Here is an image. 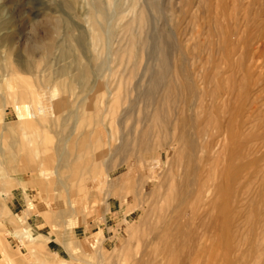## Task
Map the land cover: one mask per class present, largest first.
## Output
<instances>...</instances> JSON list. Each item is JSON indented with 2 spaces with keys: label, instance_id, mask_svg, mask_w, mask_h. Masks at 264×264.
I'll list each match as a JSON object with an SVG mask.
<instances>
[{
  "label": "bare ground",
  "instance_id": "bare-ground-1",
  "mask_svg": "<svg viewBox=\"0 0 264 264\" xmlns=\"http://www.w3.org/2000/svg\"><path fill=\"white\" fill-rule=\"evenodd\" d=\"M33 1V16L37 17L42 12L43 2ZM87 1L90 32L85 33L86 39L96 50L94 56L98 70L103 73L107 71V74L102 73L98 79L92 80V87L80 98L77 106L73 108L67 105L74 82L61 80L62 95L59 93L58 101L55 100V103L48 106V100L45 99L47 101L44 102L41 93L21 77V74L14 72L11 77L8 87L11 86V92L13 90L20 96V100L17 99V113L27 129H32V116L37 114L27 104L29 99L43 104H38V110L44 112L43 119L49 117V114L46 115L49 107L54 108L56 117L57 112H62L68 106L71 110H67V114L77 120L75 127L79 138H72L71 142L69 138L60 139L53 148V138L44 135L40 139L41 135H38L37 146H27V166L35 167V161H32L34 157H31L40 152L41 163L45 166H42L40 172L49 177L57 151L63 153L67 150L65 156L64 153L60 154L58 159L59 165L62 164L60 169L65 175L79 181L84 180L85 185L90 188L102 190L106 187L108 194H119L117 196L121 202L124 199L126 201L129 193L139 201H145L146 206L138 217V223L131 226L133 236L135 235L141 245L146 242L145 236L150 232L153 236L149 244L154 240H161L162 232L164 234L177 217L167 216L187 207L186 212L190 213V217L185 222L190 223L191 227L181 229L180 242H170L165 234L162 240L166 242L168 239L167 244L172 250L178 249L181 244L187 246L190 253L179 257L181 264L193 263L190 258L193 251L195 256L198 255V250L200 255L205 256L211 247L220 245H230L231 249L237 245H244L245 248L246 245L249 250L245 260L239 257L237 259L232 253L233 250L229 251L231 253L225 255L223 264H264V253L255 255L254 251L257 234L264 232V0H187L189 40L192 41L191 45L187 44V69L180 66L178 59L176 65L173 63L178 73L175 67L173 71L178 76L169 75L173 57L168 59V54L167 57L162 52L159 59L155 60L158 61L160 70L150 68L151 66L145 67L137 84L140 102L138 105L143 115L135 121L138 124L133 132L124 130L133 117L132 102L136 101L131 99V94L134 89L131 90V86H128L130 77L129 82H125L127 89L122 88L118 71L112 65L124 62V55L121 56L124 51L121 47L116 51L111 49L110 41L116 35L117 24H123L124 31L129 30L135 23L145 24L149 16L147 10L155 6V0ZM9 3V0H4L3 7ZM47 8L57 12V2L53 1ZM194 8L200 9L201 14L191 16ZM2 17L5 18L3 15ZM64 18L66 19L65 16ZM10 31L8 24L0 25V51H11L13 45L8 39ZM18 32L21 40L22 31ZM36 33L37 37L42 35L40 31ZM133 34L128 38L131 39L128 55L132 60L138 56V47L141 48ZM51 46L49 52L59 47ZM60 48L62 54L66 55V49ZM37 49L30 43L26 51L36 53ZM124 57L127 59L126 55ZM147 61L149 60L146 63ZM135 62L138 61L133 64L139 67L140 63ZM82 72L75 80L89 77L86 71V74ZM50 80L48 78L47 82L53 81ZM115 81H118V86L113 91L111 87ZM21 83L23 87H20ZM52 86L53 82L49 88ZM119 109L123 113L121 118L117 117L121 111ZM121 115L119 113L118 116ZM50 119L53 120L54 117L52 119L51 116ZM50 119L48 118V122ZM65 120L68 119L65 117ZM35 123L36 126L39 124L36 119ZM123 125L126 127L123 128ZM122 129L123 133L120 134ZM30 139L34 144L33 140L36 138ZM68 143L70 144L67 148ZM119 154L124 156L120 159ZM118 160L121 172L113 176V172L118 169ZM64 174L62 175L65 177ZM59 181L61 184L62 181ZM3 190L0 192L4 193ZM135 197L132 198L133 201L136 200ZM71 204H74V200ZM153 215H156L157 220L152 222L149 217ZM263 245L259 247L264 248ZM130 249L131 247L125 246L123 251L128 254ZM127 258L130 257L127 255ZM173 261L169 257L163 259L164 264H173ZM137 263L146 264L142 256Z\"/></svg>",
  "mask_w": 264,
  "mask_h": 264
},
{
  "label": "rangeland",
  "instance_id": "rangeland-1",
  "mask_svg": "<svg viewBox=\"0 0 264 264\" xmlns=\"http://www.w3.org/2000/svg\"><path fill=\"white\" fill-rule=\"evenodd\" d=\"M9 1L11 2L8 4L9 6L3 7L4 0H0V25L8 24L11 27L8 39L13 45H11V51L7 49L3 50L4 52L0 51V191L4 189V193L0 192V264H138L137 260L141 256L144 258L146 264H164L163 259L165 257H169L171 261L174 260L171 262L173 264H181L179 257L190 253L187 246L181 244V247L178 246V249L172 250L169 247L170 245L167 244L168 239L166 242L162 240L165 234V237H168L170 242L174 240L180 242L182 230L191 227L190 223L185 222L190 217V213L186 212L187 207L183 208L182 211L179 210L167 216L170 217L172 215L173 217V215H177L172 226L164 234L162 232L161 240H154L152 244H149L153 236L150 232L145 236L146 242L141 245L135 238V235L133 236L131 226L138 223V217H140L139 215L142 213L144 206H146L145 201H139L132 193H129L126 201L124 199L121 202L120 197L117 196L119 194H108L106 187H103L106 190H100L96 187L90 188L85 185L84 180L79 181L65 175L62 173V169H60L62 164L59 165L58 159H60V154L64 153L65 156L67 153L66 149V153L64 151L63 153L62 151H57L55 160L51 165L53 168L52 174L49 177L43 176L40 172V169L44 166L41 163L42 153H35L31 157V159L34 157L32 161L33 163L35 161L34 165L36 164L35 167L33 166L34 168L27 166L25 163L27 161L28 147L33 148L37 146V139H42L44 135L53 138V148L58 144L60 139L69 138L71 142L76 137L79 138V132L75 124L77 120L73 119V116L70 117L67 113L69 109L71 110L70 107L75 108L77 106L76 104L80 98L92 87L94 83L92 80L98 79L102 76L103 72L98 70L99 68L96 66L95 48L86 39V34L90 32L89 2L87 0H42V12L37 17L33 16L35 1ZM53 1L57 2L58 11L55 13L47 8L53 4ZM148 10L149 16L145 24L140 25L135 23L129 30L125 31L123 24H117L115 27L116 35L110 41L111 49L116 51L117 48L121 47L124 51L121 56L126 55L127 57L126 59L123 56L124 62L112 65L118 71L119 82L121 86L123 85L122 88H126L127 83L130 81L129 83L132 85L128 83V86H131V90L134 89L131 99L136 102H132L131 114L133 120H135L132 121L131 118L129 126H125L126 128L123 125L126 132L130 130L133 132L138 124L135 121L143 115L142 112L140 113L137 84L141 79L145 67L151 66L150 68L157 69V71L160 70L158 61L155 62V60H158L162 54L165 56L168 54V59L173 57V60H169L171 64L169 75L173 74L172 77L178 76L175 73V71L178 73V69L175 66L176 62L179 59L180 66L187 69V44H192V41L189 40L187 0H155V6L148 8ZM200 14L201 11L198 8H194L191 12V16H198ZM18 31H22L23 38L21 40L19 39L20 34H18ZM37 31H40L42 35L37 37ZM45 31H47L46 34ZM131 34L135 36L137 45L141 44L139 45L141 48L138 47L139 53L135 57L136 60L134 58L132 60L130 55H128V44L131 41L128 38L131 37ZM30 43L38 48L36 53L26 51ZM51 45H59V47L49 52L50 47H52ZM60 47L66 49L70 56L67 53L66 55L62 54V48ZM151 52L154 54L152 55ZM65 56L66 58H64ZM146 60H149L147 61L148 63H146ZM134 61H138L135 62L137 64L140 63L139 67L133 64ZM173 63L175 64L174 66ZM174 67L175 71H173ZM64 68L65 71H63ZM130 68L134 69L135 74H133L132 70L131 73ZM81 70L86 71L89 77L84 80H75V77L82 72ZM14 72L21 74V77H24V79L31 83L32 87L41 93L43 101L46 102L48 100L47 103L49 102V105L46 103L48 106L55 103V100L58 101L60 97L59 93L62 95L61 80L68 83L74 82L71 95L67 99L70 101V104L68 101L67 105H70V107L67 106L63 111L60 110L62 112H57L58 110L55 108L57 112L56 117L53 107L51 109L47 107L48 111L45 108L47 111L46 115L49 114V119L51 116L52 119L54 117L55 124L51 119L52 122L50 120L48 122L46 115L44 116L47 120L43 119L42 114L44 112L42 111V113L38 110L43 104L32 99H29L27 104L33 107L38 114V116L37 114L32 116L35 126H32V129H35L32 130L31 127L27 129L22 124L23 121L19 119L17 113V99L20 100V96L13 90L11 92V86L8 87ZM104 73L103 75H106L107 71H104ZM136 73L137 76H135ZM44 78H46V81ZM48 78L53 81L47 82ZM126 81L127 83H125ZM135 81H137L136 84H134ZM52 82L53 86L51 89L49 87ZM58 84L61 86L57 87L56 85ZM117 86L118 81H115L111 90L115 91ZM20 87H23L22 83ZM55 89L57 90L54 93ZM133 92L137 94L136 97L135 94L133 95ZM52 93H54V96ZM65 110L68 111L66 112ZM119 110L121 111L118 112L117 117L121 118L123 115L122 109ZM119 113L122 115L118 116ZM61 114L62 116H60ZM33 117L39 123L37 126ZM38 117L41 120L43 119V121H40ZM65 117L68 120H65ZM36 128H38V132ZM45 130L48 133H45ZM118 131L121 130L118 128ZM32 133L33 135H31ZM121 133H123V129ZM38 135L41 136L38 138ZM30 137L36 138V140H33L35 141L34 144L30 141ZM117 142L119 143L120 139ZM69 144L66 145L67 148ZM118 156L121 159L124 155L119 154ZM117 165L116 168L118 169L113 172V176L121 172L119 160L117 161ZM57 176L62 181L61 184ZM134 197L135 201H133ZM72 200H74V204H71ZM49 202L53 203L50 204ZM74 206L76 207L74 208ZM149 218L152 222L157 220L156 215ZM200 220L202 219L200 218ZM159 230L156 229V231ZM171 232L172 234L175 233V236H172ZM198 233H201V231L198 230ZM242 236L245 237L244 235ZM171 239L173 240L171 241ZM263 240L264 232H260L257 234L256 246L254 248L255 255L257 253H264V248L259 247L261 244H264ZM123 246L131 247L128 254L123 251ZM231 250H233V255L237 259L238 257L239 259L242 258L241 260H245L247 252H249L246 245L245 248L244 245H237L234 249H231L230 245L228 247L220 245L216 248L211 247L205 256L200 255V250L197 251L198 255L196 256L193 253L194 251L191 252L190 258L193 261L191 264H223L225 255L231 253L229 252ZM127 255L130 258H127ZM61 259L64 261H60ZM194 259H196L195 262Z\"/></svg>",
  "mask_w": 264,
  "mask_h": 264
}]
</instances>
